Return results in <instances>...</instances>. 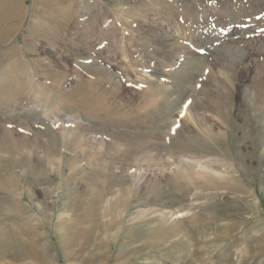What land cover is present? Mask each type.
I'll return each instance as SVG.
<instances>
[{
    "label": "rangeland",
    "instance_id": "374dc122",
    "mask_svg": "<svg viewBox=\"0 0 264 264\" xmlns=\"http://www.w3.org/2000/svg\"><path fill=\"white\" fill-rule=\"evenodd\" d=\"M161 1L72 0L69 9L68 0H0V31L15 13L28 25L8 45L0 44V63L15 46L29 53L25 38H33L28 44L38 55H26H40L49 66L42 81L59 69L62 97L75 103L80 88L88 93L82 94L87 106L73 113L83 106L97 113L104 100L86 99L104 87L127 110L118 121L106 101L108 115H99L107 120L89 117L73 133L45 115L48 123L41 126L34 106L32 112L0 108V264H264V54H253L234 71L236 90L218 69L203 70L205 58L197 56L160 82L147 75L159 100L146 108L153 95L141 94L140 70L125 53L138 57L139 44L123 22L154 26L151 33L168 46L182 43ZM122 3L125 9L117 6ZM85 4L106 5L107 27L117 30L109 31L116 52L107 40L89 49L101 69L76 61L82 26L70 13ZM0 66L8 84L9 69ZM247 87L255 100L244 97ZM185 93L189 106L214 103L212 111L202 107L206 131L192 122L191 129L169 137L167 122L177 118ZM81 134L88 144L80 143Z\"/></svg>",
    "mask_w": 264,
    "mask_h": 264
},
{
    "label": "bare ground",
    "instance_id": "6f19581e",
    "mask_svg": "<svg viewBox=\"0 0 264 264\" xmlns=\"http://www.w3.org/2000/svg\"><path fill=\"white\" fill-rule=\"evenodd\" d=\"M68 2L69 4L67 6L69 9H71L70 7H72V0H68ZM158 4L160 10L163 11V13L165 12L170 17L171 24H173L174 27H176L177 30L181 32L183 38L182 43L176 44L174 42L172 46H168L165 40L154 36V33H151L155 29L154 26H149L145 29L136 23L133 24L134 22H123V28L129 32L128 35H130L139 44L140 54H138V57H135V55L131 53L130 50H126L125 53H128L130 58L129 62L131 65L140 70L138 75H140L141 80L138 81V84H140L141 94L143 96H148V94L153 95L150 102L148 103V106H145L148 109L151 106L153 107L158 105L159 100V93H157L155 88H153L154 81L153 79L149 78L153 75L158 79L159 82L165 80L167 77H171L173 73H179L183 68H185V64L190 58L197 56L205 58L202 59L205 62L203 65V70H214L215 68L218 69L220 74H223L228 83L233 87V89L236 90L239 84H236L234 71H236L240 65L245 67L247 59L253 54H264V0H256V2L253 4H244V2L238 4V2H235L233 5L228 4L225 0H208V2H199V0H162ZM77 6L75 5L73 7V11H71V13L69 11L67 12V15H69L68 13H70V15L72 14L75 18L74 20H76L75 22L82 26L81 37L79 38L78 43L80 52L78 51L79 55L76 56V61L77 63L84 64L87 67L100 68L98 66L99 62H97L96 58L91 56L89 49H91L95 44L106 40L109 43L112 41V46H114L115 40H112V34L110 35L109 31L115 33L117 30L114 26L107 27L111 24L107 14L108 11L106 10V7H104L106 5H95L94 8H91L85 4L81 11H79V7ZM117 6L124 9L127 7L125 3ZM67 15H64L65 17H63V19H67ZM71 20L69 21L71 22ZM69 21L67 22L66 20L67 26ZM25 23L26 22L24 18H20V14L15 13L14 17L5 23V29L0 31V44H6L7 41L10 42L11 38L19 31L20 26H23V28L28 26ZM29 30H31V28ZM26 32V35L28 36L29 33L27 30ZM32 39L27 37L25 38L24 46L27 47L28 51H26L29 52L26 54H32L36 52V46L34 45L33 47L32 43L31 50L30 44H28V40L31 41ZM34 43L39 44L36 40ZM111 50V53L116 52V47L114 46L112 49H110V51ZM111 53L106 56L107 59H110ZM26 54H23L19 46H15L10 50V52L7 53L9 60L6 63H0L2 66H5L4 69H9V72L11 71V73H7V75L10 74V76L8 75V80L10 81L8 84H6L7 82L2 83L4 82L2 79L7 77L4 76L3 78V71L0 72V108L7 107L12 108L13 110L27 109L29 112H32V107L34 106V108L40 109V113L38 112V115L35 118L41 126L48 123L43 118L45 115L48 118H55L54 120L59 122V124L64 123L62 124L63 127H69L66 131H73V133L74 131L77 133L79 127L83 125L81 121L86 119L88 120L89 117L107 120L106 116L108 115V107L105 105L106 101H110V106L112 105V107L108 108L109 110L113 111V114L111 115L112 117L114 116L118 121L124 117L126 118L125 112L127 110L125 109V104L118 103L116 101L115 91L105 87L104 89H101L102 91L93 89V93L90 88L91 94L88 95L89 99H86L87 101H96L98 98L104 100V104L100 106V109L98 106L96 107L95 110L97 113H93V111L90 112L91 110H87V108L84 106L82 107L84 110L79 109L77 110V113H73L76 108H81V105L86 103L82 94L88 93H86L85 90L83 91L84 88H80L77 91L78 95H80L78 96L77 101L75 100L74 103L70 100L69 102V99L66 100V98L62 97V95H60L56 90V86L61 84L60 79L62 76L59 74L61 71L57 69V72H51V74H49V78H47L48 76L46 77L47 82H43L45 80L42 81L44 76L42 74L48 70L47 68L49 66H47V64L44 65L41 60H39L40 55L36 59V57H28ZM37 55L38 54H35L33 56ZM4 56H2V59L7 58ZM54 69L56 70L55 67ZM52 73L53 75L56 73V78H54L55 76L53 77ZM50 75H52L54 81H49L52 78ZM147 75H149V77ZM6 80L7 79H5V81ZM11 82H15L16 87L12 85L13 83ZM194 82L195 80L193 83ZM22 85L25 87H22ZM127 85L129 87L131 83L129 82ZM194 85L195 84L190 85V91L194 89ZM88 90L89 88L87 91ZM243 92L244 97L247 100H255V94L252 93L251 88L247 87L243 90ZM92 94L94 95L92 96ZM29 95H32V97H39V99H31ZM161 99L163 98L161 97L160 100ZM188 102V97H186L185 93L183 95L182 105L179 109L180 111L176 116L177 118L173 116L174 118L170 122H167L168 124L166 125L165 134L169 137L171 134H177L181 129H191L192 122L197 124L204 132L206 131V129L203 128L205 124L203 123L204 118L203 113L201 112L203 107L202 104L198 103V105L196 104L194 106H189ZM213 106L214 103L207 101L205 107L203 108L205 110L212 111ZM61 113H64V115H61ZM102 113H106L107 115H99ZM68 116L72 118L68 119ZM5 124L3 123V126H5ZM83 126L81 129L84 128ZM81 129L80 132L82 133L84 130ZM4 130L8 131L6 129ZM51 131L55 132L54 130ZM63 134L64 133H62V136ZM81 135V141L79 140L80 143L83 142L82 140H84L86 143L89 142V140L85 138V134ZM114 141L113 142L115 145H117V150L119 148L121 149L122 143L117 142L116 139H114ZM149 144L150 143H148V145ZM51 159L54 158L52 157ZM60 159L62 161L64 160L63 157ZM202 165V163H199V166ZM206 167H209V165ZM214 171L217 172L218 170ZM169 212L173 216L174 213L172 214L171 211ZM118 233L119 228L114 233L107 232L106 237L109 238Z\"/></svg>",
    "mask_w": 264,
    "mask_h": 264
}]
</instances>
